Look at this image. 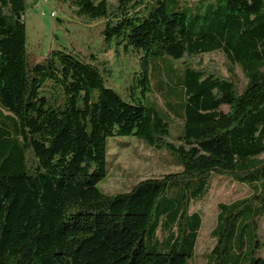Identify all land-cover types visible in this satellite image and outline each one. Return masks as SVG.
Instances as JSON below:
<instances>
[{
  "label": "trees",
  "instance_id": "16d2710c",
  "mask_svg": "<svg viewBox=\"0 0 264 264\" xmlns=\"http://www.w3.org/2000/svg\"><path fill=\"white\" fill-rule=\"evenodd\" d=\"M26 1L0 0V264H186L202 222L189 204L212 174L251 185L236 207L257 200L252 217L264 213V0H223L190 17L166 0H116L111 12L106 0H59L104 19V43L138 55L132 87L143 97L155 59L220 51L241 68L239 91L234 76L184 62L178 146L155 105L106 86L108 69L64 50L29 65ZM129 135L165 149L181 169L106 194L97 184L108 171L107 138Z\"/></svg>",
  "mask_w": 264,
  "mask_h": 264
},
{
  "label": "rangeland",
  "instance_id": "374dc122",
  "mask_svg": "<svg viewBox=\"0 0 264 264\" xmlns=\"http://www.w3.org/2000/svg\"><path fill=\"white\" fill-rule=\"evenodd\" d=\"M106 1L109 12L113 11L116 0ZM212 3H223V0H166L168 10L182 12L189 17ZM51 12H54L53 17ZM22 20L29 65L43 61L53 50H64L79 60L108 69L104 77L106 86L124 99H129L132 93L148 105H155L168 123L167 140L175 146L182 143L177 137L183 125V97L179 84L185 61L221 76H234L239 91L246 83L241 68L230 64L220 51L185 56L179 60L159 58L151 62V90L143 97L138 87H132L139 70L138 55L131 50L125 51L123 45H117L115 41L110 45L104 43V19L90 20L78 15L69 2L27 0ZM46 84L52 83L48 81ZM220 110L227 112L228 106H221ZM106 151L108 171L97 184L106 194L124 192L142 179L159 178L181 169L175 156L168 151L147 146L133 135L108 137ZM252 194L251 185L234 182L225 175L212 174L208 191L189 204V213H199L202 222L194 253L186 264H251L252 256L264 255V213L252 217L259 208L257 200L236 207L237 202ZM220 204L226 209H222ZM216 227V233L212 234ZM157 236H162L160 230ZM256 240L258 246L255 247Z\"/></svg>",
  "mask_w": 264,
  "mask_h": 264
},
{
  "label": "built area",
  "instance_id": "2783aa9c",
  "mask_svg": "<svg viewBox=\"0 0 264 264\" xmlns=\"http://www.w3.org/2000/svg\"><path fill=\"white\" fill-rule=\"evenodd\" d=\"M50 16L53 17V16H54V12H51V13H50Z\"/></svg>",
  "mask_w": 264,
  "mask_h": 264
},
{
  "label": "water",
  "instance_id": "95a60500",
  "mask_svg": "<svg viewBox=\"0 0 264 264\" xmlns=\"http://www.w3.org/2000/svg\"><path fill=\"white\" fill-rule=\"evenodd\" d=\"M228 109H229V107H228Z\"/></svg>",
  "mask_w": 264,
  "mask_h": 264
}]
</instances>
